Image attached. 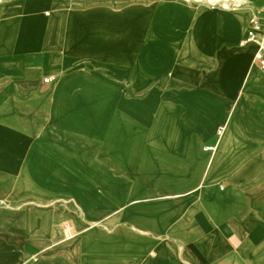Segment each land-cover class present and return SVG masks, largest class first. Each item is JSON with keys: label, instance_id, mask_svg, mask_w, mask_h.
Masks as SVG:
<instances>
[{"label": "crops", "instance_id": "crops-1", "mask_svg": "<svg viewBox=\"0 0 264 264\" xmlns=\"http://www.w3.org/2000/svg\"><path fill=\"white\" fill-rule=\"evenodd\" d=\"M137 2L0 0V127L33 139L15 164L27 165L31 151L40 161L51 149L73 154L75 131L49 115L77 64L97 72L104 94L113 90L104 103L118 102L113 126L82 134L83 149L117 182L97 211L63 194V182L92 181L61 160L52 200H28L24 177L0 176V264H264V138L225 137L243 89L213 73L231 54L264 88L255 60L264 26L248 41L252 21L264 22V0L230 10L166 4L182 14L163 26L152 18L141 46ZM45 34L114 39L119 55L153 56L146 89L87 57H66L57 43L42 46ZM66 224L84 237L67 238Z\"/></svg>", "mask_w": 264, "mask_h": 264}, {"label": "bare ground", "instance_id": "bare-ground-1", "mask_svg": "<svg viewBox=\"0 0 264 264\" xmlns=\"http://www.w3.org/2000/svg\"><path fill=\"white\" fill-rule=\"evenodd\" d=\"M228 1L231 0H138L137 14L139 16L140 33L135 38L136 43L139 46L143 43L145 44L146 36L144 31L149 27L150 22L153 20L152 18H159L158 21H161L159 24L163 26L165 24L164 19L173 20L171 17L178 18L179 14H182L180 13L182 9L178 10L177 7L162 9L166 4L187 6L190 2H194L193 4L201 2L204 3L203 7L206 4L216 7L215 4L225 2V7L222 10H230L241 6L237 4L234 7H230L227 5ZM246 1L240 0L239 3ZM156 25L158 26V24ZM150 27H152V23ZM55 43L60 48L63 47L66 57H87L96 66L100 64L107 66L109 73L113 76L115 73H122L130 78L136 84V89H146L149 73L147 68L150 66L153 56L144 54L140 49V53L135 56L119 55L115 51L116 43L114 39L103 40L97 37L63 39L55 38L52 34H45L41 39V44L44 47L54 46ZM81 65L82 63H79L75 66L74 72L70 75L72 79L69 81V86L63 84L61 86L62 91L61 89L58 90L60 99L57 101V110H52L49 115L50 123H57L60 119H63V126L72 128L75 131L73 154L62 148L51 149L47 157L40 161L38 160V152L31 151L29 152L28 158H30V161H28V164L19 166L15 163L21 161L23 152L27 153V150L19 149V146L24 144L25 141L33 143V139L27 138V140H23L18 135H15L13 130L0 127V159L9 160L11 164L8 167L0 168V176L24 177L26 180L24 187L30 194L28 200H34L36 199L35 197L41 201L52 200L55 195L50 191L51 188L49 187L52 186L57 177L55 161L61 160L70 164L78 172L89 176L92 181L90 186H86L87 182L85 180L81 179L79 181L80 184H85L86 188L79 187L80 184L78 182L73 184V188L70 187V184L63 182L60 186L63 189V194L76 196L85 210L97 211L99 195L104 197L109 192L113 194L117 182L114 179L103 176L98 168L95 152H87L83 149L82 134L87 131L93 132L113 126L116 121L115 107L118 102L116 98H113V100L110 99L104 103V95L114 97L113 90L107 87L110 92L104 94L102 88H100L102 85L101 79L96 77L97 72L92 71L86 75L82 72ZM244 68L242 62L236 63L231 54L224 53L221 55L219 65L216 66L213 73L223 79H236L243 89L237 108L225 126L224 135L227 138L232 133L233 138H239L247 142V137L264 138V88L256 80L255 69L246 73ZM30 129L35 132L37 127L32 125ZM259 132L260 134H258ZM61 179L66 181L65 177ZM28 205L30 207L31 204ZM75 219L77 220L76 217ZM66 226L69 227V229L65 227V231L69 230L67 231V238L77 239L84 237L76 234L75 228L72 229L69 224H66ZM76 227L78 228L79 225H76Z\"/></svg>", "mask_w": 264, "mask_h": 264}, {"label": "built area", "instance_id": "built-area-1", "mask_svg": "<svg viewBox=\"0 0 264 264\" xmlns=\"http://www.w3.org/2000/svg\"><path fill=\"white\" fill-rule=\"evenodd\" d=\"M264 26V22H262L261 20H259L258 18H255L252 23H251V32H250V36L248 41H253L256 38H258L257 36V32L258 30H260L261 28H263ZM255 60L258 63V65L260 66V68L264 69V46L261 45L260 48L258 49V51L255 54ZM47 83L50 82L49 79L45 80ZM223 131V127H220L219 129V134H221ZM214 149V147H208V150L212 151ZM66 229H69L68 226H65ZM69 231V230H67Z\"/></svg>", "mask_w": 264, "mask_h": 264}, {"label": "rangeland", "instance_id": "rangeland-1", "mask_svg": "<svg viewBox=\"0 0 264 264\" xmlns=\"http://www.w3.org/2000/svg\"><path fill=\"white\" fill-rule=\"evenodd\" d=\"M155 1H157V0H155ZM239 1L240 0H231V1H228L227 2V5L228 6H230V7H234V6H236L237 4H239V5H242L243 3H239ZM238 2V3H237ZM194 2H190V3H188V4H193ZM198 3V2H197ZM225 2L223 3V2H220V3H217V4H215L216 5V7H218V8H220V9H224V7H225Z\"/></svg>", "mask_w": 264, "mask_h": 264}]
</instances>
